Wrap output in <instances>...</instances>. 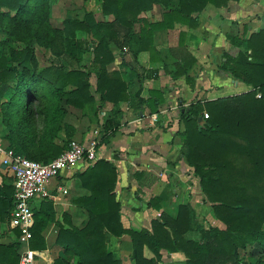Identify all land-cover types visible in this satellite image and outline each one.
<instances>
[{"label": "trees", "instance_id": "trees-1", "mask_svg": "<svg viewBox=\"0 0 264 264\" xmlns=\"http://www.w3.org/2000/svg\"><path fill=\"white\" fill-rule=\"evenodd\" d=\"M231 1L240 0H102V13L112 16V21H98L87 13L83 20L67 18L63 29H55L48 22L50 0H0V28L4 33L0 39V119L9 149L39 162L53 160L68 149L76 129L66 121L69 110L87 115L86 109L91 108L90 122L98 125L99 113L107 102L115 108L104 132L113 136L119 126L118 105L130 100L131 84L125 83L119 71H109L115 61L111 44L128 47L137 62L144 50L156 52V31L172 29L177 23H194V15L207 5L222 8ZM156 5L165 9L163 19L151 23L145 14ZM123 29L126 39L120 43ZM80 31L92 38L88 48L77 38ZM34 41L58 56L65 53L66 58L38 70L29 46ZM18 43L26 46L21 50L16 47ZM243 45L246 50L238 56L226 57L224 69L252 90L205 105L197 103L181 113L186 127L180 134L185 156L200 180L204 201L222 226H194L196 215L191 206L181 205L177 218L162 213L153 221L152 231L124 228L121 205L114 193L117 169L99 160L78 174L81 185L90 191L80 200L89 212V222L83 229L61 231L58 239L69 258L77 257L76 264H123L109 251L111 235L132 239L133 264H159L163 250L184 253L185 264H264V30L252 33ZM85 49L91 54L92 70L77 66L78 51ZM93 75L99 103L92 92ZM150 95L153 109L158 111L155 105L162 101L161 93L151 91ZM136 96L140 104L148 102L141 91ZM62 132L67 139L59 145L57 138ZM36 139L38 150L33 153L29 145ZM12 207L13 200L7 211ZM191 230L200 238L187 237ZM21 246L20 241L0 243V264H20ZM32 248H45V244ZM145 248L154 256L146 257ZM55 264L66 262L58 259Z\"/></svg>", "mask_w": 264, "mask_h": 264}, {"label": "crops", "instance_id": "crops-1", "mask_svg": "<svg viewBox=\"0 0 264 264\" xmlns=\"http://www.w3.org/2000/svg\"><path fill=\"white\" fill-rule=\"evenodd\" d=\"M164 11L163 7L156 5L146 12L145 17L151 23L160 22ZM194 20V23H177L172 29L156 31V52L152 54L144 50L138 55L137 62L128 47L111 44L115 61L109 71H119L125 83L131 84L130 100L118 105L119 126L113 136L107 137L104 132L106 121L114 117L115 106L110 102L103 104L98 125L90 122L91 108L86 109L87 115L80 110H69L68 115H75L78 120L75 123L67 121L66 117V121L76 128L73 135L81 134L77 135L79 142H88L98 131L97 161H108L117 169L114 193L121 205L122 224L126 229L152 231L153 221L162 213L177 218L181 205L191 206L196 222L204 217L209 225L215 226L212 207L204 201L200 180L185 156L180 134L186 127L181 113L197 103L205 105L252 90L225 70L224 63L227 56L236 57L246 50L243 43L252 33L264 30V0L231 1L222 8L209 4L194 15ZM139 30L136 25L135 31ZM125 39L126 29H123L119 42L123 43ZM139 91L148 101L145 104H140L136 96ZM151 91L161 93L162 101L155 105L158 111L153 109ZM204 112L208 113L205 106ZM199 122H204L202 113ZM4 134L0 126V143L9 148V143L3 139ZM57 139L62 145L67 138L62 132ZM35 141L29 145L33 153L38 150L37 139ZM4 158L0 153V243H11L16 229L10 226L7 206L13 200L14 176L3 163ZM86 169L80 165L62 172L48 184L53 198L32 201L35 223L29 245L32 248L34 244H45V248H33L39 254L36 264H55L58 259L66 264H76L77 257L69 258L58 239L61 231L83 229L89 222V212L80 200L89 196L90 191L78 179V174ZM60 187L69 194L60 191ZM217 223V226L221 225L219 221ZM199 236L196 230L187 234L194 239ZM108 248L123 264H132L133 242L129 236L117 238L111 235ZM161 253L163 262L169 264L176 257H185L183 253L165 250Z\"/></svg>", "mask_w": 264, "mask_h": 264}, {"label": "built area", "instance_id": "built-area-1", "mask_svg": "<svg viewBox=\"0 0 264 264\" xmlns=\"http://www.w3.org/2000/svg\"><path fill=\"white\" fill-rule=\"evenodd\" d=\"M258 98L262 95L258 94ZM206 119L208 113H204ZM98 131L86 143L72 140L68 149L48 162H39L24 156L15 155L12 149L0 143V153L5 156L3 163L14 176L13 207L10 211V226L19 231L24 247L20 264H35L36 252L30 247L33 239L34 212L32 201L36 198L51 199L53 194L49 182L66 170L80 165L88 168L98 160ZM66 194L62 187L58 188Z\"/></svg>", "mask_w": 264, "mask_h": 264}, {"label": "rangeland", "instance_id": "rangeland-1", "mask_svg": "<svg viewBox=\"0 0 264 264\" xmlns=\"http://www.w3.org/2000/svg\"><path fill=\"white\" fill-rule=\"evenodd\" d=\"M101 5H102V0H50V2H49L48 22L55 29H63L64 21L67 18H71L72 17V18H78L80 20H83L87 13H92L94 18L96 20H98V21L106 22V21L113 20L112 16H105L102 13ZM3 38H4V33L1 30V28H0V39H3ZM77 38L80 39L83 43H86V48L89 47L88 46V41L90 39L92 40L91 36H89L87 33L82 32V31L78 32ZM25 46H26V44H22V43H18L16 45V47L21 49V50ZM29 46L31 47V49L35 53V56H36V59H37V62H38V70L44 69V68H46V67H48V66H50L52 64H60L66 58V55H65L64 52H63L64 55L58 56V55H56L54 53V51H51L49 48L38 44L36 41L31 42ZM78 56H79V64H77V66L79 68H81V69H84V70H88V69L92 70L91 61H90L91 60V54L89 53V51L87 49H85L84 51L80 50V51H78ZM112 67H114V64L109 66V68H112ZM92 85H93L92 92L95 94L94 96L98 97V99H99V95H97L95 93V90H96L95 75H93V77H92ZM1 92H2V88H0V94H1ZM97 103H99V101H97ZM75 117L76 116L72 115V114H71V116L68 115L67 116V121H69L71 123H75V122L78 121ZM0 126L3 127V131L5 133V131H6L5 129L6 128L2 124V119H0ZM39 127L40 128L42 127V122L41 121L39 123ZM79 134L80 133H77V134L73 135L71 137L70 141H72V140L79 141V138L77 136ZM67 193L69 194V192H66V194ZM213 214H214V212H213ZM195 220H196V218H195ZM195 220H194V223H193L194 226H196L198 224H202L204 226H208L209 225V223H207L205 221L204 217H200L199 218L200 221L197 219V222H196ZM215 221H217V220L215 219ZM215 221L212 222V223H213V225L217 226L218 225V223H217L218 221L217 222H215ZM13 231L15 232V239H12V242L13 241H20V243L22 245L20 253H22L24 244H23V241L21 239V236L18 235L16 230H13ZM7 243H9V242H7ZM146 249L147 248H145V256L146 257H153L154 256L153 253L151 251H150L151 253L147 252ZM251 249L253 250L254 247L251 248ZM35 252H36V259H37L39 254L37 253V251H35ZM179 253H181V252H179ZM181 254H179V255H181ZM163 260H164V256L162 255V259H161L160 263L161 264H169V262H163ZM35 264H36V262H35ZM132 264H133V262H132ZM170 264H185V257H180V256L176 257L174 262L173 263L171 262Z\"/></svg>", "mask_w": 264, "mask_h": 264}]
</instances>
